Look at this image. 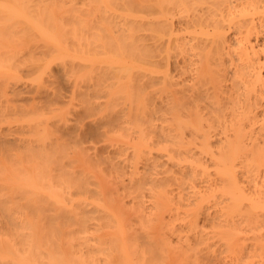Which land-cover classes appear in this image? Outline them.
I'll list each match as a JSON object with an SVG mask.
<instances>
[{
  "label": "bare ground",
  "instance_id": "bare-ground-1",
  "mask_svg": "<svg viewBox=\"0 0 264 264\" xmlns=\"http://www.w3.org/2000/svg\"><path fill=\"white\" fill-rule=\"evenodd\" d=\"M0 264H264V0H0Z\"/></svg>",
  "mask_w": 264,
  "mask_h": 264
},
{
  "label": "rangeland",
  "instance_id": "rangeland-1",
  "mask_svg": "<svg viewBox=\"0 0 264 264\" xmlns=\"http://www.w3.org/2000/svg\"><path fill=\"white\" fill-rule=\"evenodd\" d=\"M21 78H22V80L25 81L26 83H31L32 80H33V78H34V75H30V74H28V75H24V76H22ZM242 226L247 227L245 224H242ZM247 228H249V227H247ZM247 228L243 231L242 228L240 227V229H241V234H242V235H243V234H246V233H249V230H248Z\"/></svg>",
  "mask_w": 264,
  "mask_h": 264
}]
</instances>
